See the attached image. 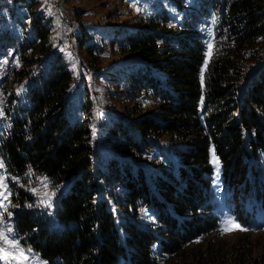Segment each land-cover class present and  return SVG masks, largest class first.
<instances>
[{"label":"trees","instance_id":"obj_1","mask_svg":"<svg viewBox=\"0 0 264 264\" xmlns=\"http://www.w3.org/2000/svg\"><path fill=\"white\" fill-rule=\"evenodd\" d=\"M176 1L181 22L148 7L110 39L81 29L92 95L86 78L72 91L38 1L0 0V173L45 264H264L249 231L226 246L214 187L215 164L233 221L264 232V0ZM107 44L128 59L102 67Z\"/></svg>","mask_w":264,"mask_h":264},{"label":"rangeland","instance_id":"obj_2","mask_svg":"<svg viewBox=\"0 0 264 264\" xmlns=\"http://www.w3.org/2000/svg\"><path fill=\"white\" fill-rule=\"evenodd\" d=\"M38 5L36 10L42 11L47 18L51 20V31L49 35V41L52 47L59 53H61L69 64V69L73 76V88L81 86L82 80L86 78L87 85L93 95V85L91 83V69L87 64L82 52L77 49L76 36L79 35L81 29L88 28L96 34L95 40L103 41L101 37L110 39L112 34H109L106 30L132 28L135 26L136 18L146 14L148 7H162L167 9L172 15L173 21L178 20L181 22L182 14L177 8L173 6L177 2L176 0H37ZM190 10V7L185 6ZM183 8V6H182ZM4 14V12H3ZM205 22L204 20H202ZM203 28L207 30L206 24ZM120 37V36H119ZM128 59L127 57H120L115 45L107 44L105 46L104 53L101 54L100 64L102 67H113L122 60ZM2 70L0 69V76ZM95 104V103H94ZM99 108L104 106L99 105ZM144 109L149 111L152 109L148 100L144 102ZM102 112V111H101ZM98 117L93 113V119L97 129L100 123ZM2 129V121L0 114V130ZM101 153L105 156L107 152L102 146L101 136L98 138ZM159 146L162 148L161 152L166 153V144L163 141H159ZM169 159L174 160V157L165 155ZM163 159V158H161ZM152 161V160H151ZM0 181H3V187H0V235L6 236L8 240L18 245V249H8L11 255H19L23 252L28 259L24 264H45L37 256L27 249L19 245V238L16 234L14 227V210L16 206L10 201V191L6 183V177L0 173ZM214 187L215 195L218 196L216 207L220 219V227L222 233V239L225 241L227 247L235 245L238 241V237L244 233V231L230 230L225 232L226 227L235 228L237 225L228 210L226 201V188L223 187L220 168L214 164ZM223 185V186H222ZM67 185H62L59 190H65ZM58 190V191H59ZM57 190L51 188V186L43 179H37L35 181L31 193L37 198L38 205L42 208H47L50 213L54 207V196ZM47 194V196H46ZM50 197V199H49ZM50 204V207H46L45 203ZM232 221V224L227 222ZM251 233L250 238L253 247L254 258L264 255V232L263 230L245 228ZM11 230V231H9ZM0 264H18L13 260H0Z\"/></svg>","mask_w":264,"mask_h":264},{"label":"snow or ice","instance_id":"obj_3","mask_svg":"<svg viewBox=\"0 0 264 264\" xmlns=\"http://www.w3.org/2000/svg\"><path fill=\"white\" fill-rule=\"evenodd\" d=\"M217 164H218V161H217ZM0 166H2V165H0ZM3 186H4L3 181H0V187H3ZM0 195H2V194H0ZM46 196H47V194H46ZM49 199H50V197H49ZM41 203H45V201L42 200ZM45 206L50 207L51 205L45 203ZM227 223L232 224L233 222L229 221ZM230 230L247 231V229L242 228L239 225H235V228L226 227L224 229L225 232H228ZM9 231H11V230H9ZM8 249H17L19 251L18 245L11 243L6 236L0 235V260H5V261L13 260V261H17L18 264H24V262L28 259V257L25 256L23 254V252H20L18 256L17 255H11L8 252Z\"/></svg>","mask_w":264,"mask_h":264}]
</instances>
